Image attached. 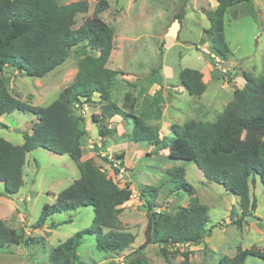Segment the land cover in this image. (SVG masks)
Listing matches in <instances>:
<instances>
[{
    "label": "rangeland",
    "instance_id": "obj_1",
    "mask_svg": "<svg viewBox=\"0 0 264 264\" xmlns=\"http://www.w3.org/2000/svg\"><path fill=\"white\" fill-rule=\"evenodd\" d=\"M78 1H87L89 10L76 16L75 28L94 16L100 0H60V3ZM107 1L108 9L97 16L115 30L114 50L107 65L118 71L112 99L121 106L125 94L134 93L137 99L135 115L149 124L161 126L164 132L173 124L216 121L232 100L233 92L244 86L243 74L260 76L264 72V0H251L232 7L225 15L224 37L230 51L226 60L214 51L213 42L206 33L210 27L207 11L213 10L211 4L218 3L217 0ZM180 14L183 15L181 21ZM81 57L82 54L74 50L62 66L43 78L21 77L9 70L6 72L12 77L9 91L23 102L46 107L73 82ZM185 69L203 73L207 90L201 97L190 96L181 86L179 74ZM150 77L160 78L161 88H157L158 84L151 87ZM98 98L96 95V102ZM79 112L84 116L86 130L83 160L93 158L120 187L130 185L133 197L124 205L120 221L137 236L132 246L119 253L100 252L95 238L84 236L78 251L80 264H110L112 261L124 264L125 256L134 251L144 253L149 264H185L180 254L166 260L158 246L143 248L147 213L139 192L144 185L159 187L158 203L170 215H174L179 206H187L191 198H198L209 207L208 227H216H213L212 236L200 246L181 250L191 252L188 264H219L225 256L234 257L239 248H257L264 252V230L259 227L264 225V184L259 178L251 187V194L258 200L255 216L260 220L241 219L239 198L228 197L224 187L207 180L194 162L173 160L168 158V150L156 151L152 145L130 141L127 134L131 133L132 124L119 116L107 123L108 128L116 129V134L102 139L99 124L92 117L100 113L99 103L85 104ZM33 121L31 114L13 113L1 117L0 138L22 144V132L29 130ZM263 139L264 126L257 124L236 140L253 149ZM121 154L124 157L120 160V168L111 166L109 155ZM173 167L186 169V181L194 188L192 196L178 197L169 191V186H163L165 172ZM80 176L69 156L40 148L27 156L24 184L19 193L7 196L0 183L1 218L18 232H25L22 243L0 250V264H50L53 249L77 232L93 226V207H83L56 214L43 228H35L43 207L53 204L57 195ZM52 224L60 226L51 229ZM224 228L226 235L221 232ZM245 264H264V260L250 257Z\"/></svg>",
    "mask_w": 264,
    "mask_h": 264
},
{
    "label": "trees",
    "instance_id": "obj_2",
    "mask_svg": "<svg viewBox=\"0 0 264 264\" xmlns=\"http://www.w3.org/2000/svg\"><path fill=\"white\" fill-rule=\"evenodd\" d=\"M248 1L251 0H217L216 8L207 11L210 27L206 33L214 51L223 60L230 52L224 37L225 15L230 8ZM106 9L108 1L100 0L94 16L75 28L76 16L89 10L87 1L64 5L60 0H0V118L13 113L34 117L29 130L22 132L21 145L0 138V183L7 196L19 193L24 184L27 156L37 149L67 155L75 162L81 176L61 191L53 204L43 207L35 228H43L56 214L83 207H93L95 214L93 226L77 232L53 249L50 264H80L78 251L84 236L95 238L98 251L112 253L126 251L137 238L120 221L124 205L133 197L130 185L120 187L93 158L83 160L86 130L79 110L88 103L100 104V113L94 114L93 119L99 124L102 139L117 132L108 128V121L122 117L132 124V131L127 134L130 141L152 145L156 151L168 150V158L173 160L194 162L207 180L222 185L226 193L239 198L241 219L260 220L255 216L258 200L251 194V187L256 178L264 184V139L253 149L236 139L257 124L264 126V72L260 76L243 74L244 86L233 92L232 100L216 121L173 124L167 134L161 126L149 124L135 115L134 93L127 92L121 106L112 99L118 71L107 65L114 50L115 30L97 16ZM182 19L180 14L179 20ZM74 50L82 54L75 78L50 105L34 106L10 93L12 77L6 72L43 78L62 66ZM179 81L192 97H201L207 90L203 73L197 70L181 71ZM148 83L162 86L160 78L150 77ZM96 95L98 102L94 99ZM156 113L159 116L160 110ZM102 144H105L103 140ZM123 157L124 154L116 155L117 160ZM162 180L163 186H169V191L178 197L194 194V188L186 181L184 167L167 170ZM158 198L159 187L144 185L140 189L139 199L147 213L143 248L158 246L164 259L180 254L188 264L191 252L181 250L200 246L216 227H208L209 207L198 198H191L187 206H179L175 214L170 215L158 203ZM57 226L60 225L52 224L50 228ZM24 239L25 232H18L0 218V250L20 244ZM250 257L264 260V252L257 248H239L234 257L225 256L219 264H245ZM124 264L149 262L144 253L134 251L125 256Z\"/></svg>",
    "mask_w": 264,
    "mask_h": 264
},
{
    "label": "crops",
    "instance_id": "obj_3",
    "mask_svg": "<svg viewBox=\"0 0 264 264\" xmlns=\"http://www.w3.org/2000/svg\"><path fill=\"white\" fill-rule=\"evenodd\" d=\"M217 5H218V3H215V4L212 3V4H211L212 9L214 10V8H216ZM152 86L154 87V85H151V87H152ZM156 87H157V86H156ZM157 88H161V87L158 86ZM158 90H159V89H158ZM156 91H157V90H156ZM156 91H155V92H156ZM155 92H154V93H155ZM80 112H81V111H80ZM80 112H79V113H80ZM81 115H82V114H81ZM93 115H94V114H92V117H93ZM82 116H83V115H82ZM83 117H84V116H83ZM115 118H116V117H115ZM115 130H116V129H115ZM168 130H169V128L167 129V132H168ZM23 141H24V140H23ZM16 145H17V144H16ZM19 145H21V144H19ZM88 159H89V158H88ZM26 162H27V161H26ZM227 195H228V194H227ZM232 196H233V195H232ZM232 196L229 194L228 197H232ZM0 218H1V215H0ZM1 219H2V218H1ZM259 227H260V229L264 230V225H261V226H259ZM221 232H222L224 235H226V234H225V233H226L225 228H224L223 230L221 229ZM229 240H230V239H229Z\"/></svg>",
    "mask_w": 264,
    "mask_h": 264
},
{
    "label": "built area",
    "instance_id": "obj_4",
    "mask_svg": "<svg viewBox=\"0 0 264 264\" xmlns=\"http://www.w3.org/2000/svg\"><path fill=\"white\" fill-rule=\"evenodd\" d=\"M109 159L113 162V166H114L115 168H120V163H119V161H116V159H115L112 155L109 156Z\"/></svg>",
    "mask_w": 264,
    "mask_h": 264
},
{
    "label": "clouds",
    "instance_id": "obj_5",
    "mask_svg": "<svg viewBox=\"0 0 264 264\" xmlns=\"http://www.w3.org/2000/svg\"><path fill=\"white\" fill-rule=\"evenodd\" d=\"M80 115H81V113H80ZM109 156H110V155H109ZM112 156H113V155H112ZM113 157H114V156H113ZM114 158L116 159V157H114ZM109 160H110V159H109ZM110 161H111V160H110ZM116 161H119V163H120V160H117V159H116ZM111 162H112V161H111ZM112 163H113V162H112Z\"/></svg>",
    "mask_w": 264,
    "mask_h": 264
}]
</instances>
